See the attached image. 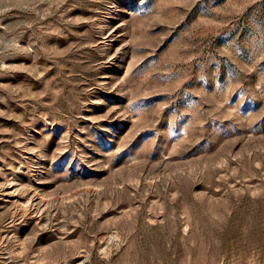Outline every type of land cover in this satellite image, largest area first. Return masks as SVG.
<instances>
[{
  "label": "rangeland",
  "instance_id": "obj_1",
  "mask_svg": "<svg viewBox=\"0 0 264 264\" xmlns=\"http://www.w3.org/2000/svg\"><path fill=\"white\" fill-rule=\"evenodd\" d=\"M0 264H264V0H0Z\"/></svg>",
  "mask_w": 264,
  "mask_h": 264
}]
</instances>
